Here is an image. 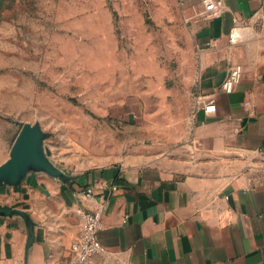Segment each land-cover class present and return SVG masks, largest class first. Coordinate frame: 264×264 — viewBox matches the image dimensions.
<instances>
[{
    "label": "crops",
    "instance_id": "1",
    "mask_svg": "<svg viewBox=\"0 0 264 264\" xmlns=\"http://www.w3.org/2000/svg\"><path fill=\"white\" fill-rule=\"evenodd\" d=\"M12 0H0V14ZM220 10L195 17L202 0H180L198 50L197 98L189 131L141 145L112 163L79 173L69 186L44 172L0 187V204L26 211L34 239L18 215H0V264H70L81 230L77 208L104 209L92 264H264V27L257 0H217ZM242 66L229 93L221 83ZM0 65V164L24 121L11 118L13 87ZM10 94V97L8 95ZM6 96V99H5ZM5 99V100H4ZM212 99L215 110L203 105ZM248 103V104H247ZM5 118L6 120H3ZM40 124V123H39ZM172 143V144H171ZM116 185V190H111Z\"/></svg>",
    "mask_w": 264,
    "mask_h": 264
},
{
    "label": "rangeland",
    "instance_id": "2",
    "mask_svg": "<svg viewBox=\"0 0 264 264\" xmlns=\"http://www.w3.org/2000/svg\"><path fill=\"white\" fill-rule=\"evenodd\" d=\"M191 20L180 0H12L0 14L11 118L38 121L66 173L181 137L197 98Z\"/></svg>",
    "mask_w": 264,
    "mask_h": 264
},
{
    "label": "water",
    "instance_id": "3",
    "mask_svg": "<svg viewBox=\"0 0 264 264\" xmlns=\"http://www.w3.org/2000/svg\"><path fill=\"white\" fill-rule=\"evenodd\" d=\"M48 136L39 123H23L10 150L9 158L0 164V187L21 184L30 172H44L62 184L76 182L74 175L56 166L46 155L44 140ZM1 216L18 215L26 223L29 247L34 239V222L29 214L17 207L0 204Z\"/></svg>",
    "mask_w": 264,
    "mask_h": 264
},
{
    "label": "built area",
    "instance_id": "4",
    "mask_svg": "<svg viewBox=\"0 0 264 264\" xmlns=\"http://www.w3.org/2000/svg\"><path fill=\"white\" fill-rule=\"evenodd\" d=\"M260 2L258 11L259 23L264 27V0H257ZM220 2L217 0H202V9L193 14L191 18L203 17L209 18L220 10ZM189 18V19H191ZM242 66L232 65L223 82L221 89L224 92H231L234 86L240 81L242 77ZM248 104V103H247ZM203 108L205 111L210 112L215 110V104L212 99L208 100ZM74 183V182H73ZM117 186L112 185L111 190H116ZM78 196L86 198H94V206L92 209L85 210L78 207L77 212L81 218V230L78 238L71 245L72 260L70 264H92V257L96 254L102 253L104 247L101 244L98 231L101 226V216L104 205L101 200L93 195L90 188H81L77 191ZM107 264H122L120 262H110Z\"/></svg>",
    "mask_w": 264,
    "mask_h": 264
}]
</instances>
